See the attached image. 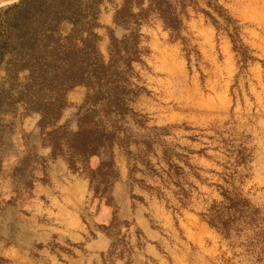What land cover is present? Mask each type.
<instances>
[{"label": "trees", "instance_id": "16d2710c", "mask_svg": "<svg viewBox=\"0 0 264 264\" xmlns=\"http://www.w3.org/2000/svg\"><path fill=\"white\" fill-rule=\"evenodd\" d=\"M105 1L13 0L0 6V173L4 166L3 154L17 144L12 136L16 127L5 123L3 116L22 109V118H36L28 137L38 136L43 146L51 148V157L66 158L71 169L77 170L79 164L88 168L94 198L105 197L107 203L112 201L106 193L120 176L115 161L118 146L127 156L130 177L140 171L144 175L158 176L163 185L135 178L143 189L170 202L164 190L167 189L186 207L192 194L181 179H186L185 166L200 169L190 161V155L203 150L183 147L185 153L178 151L179 144L162 138L168 135L167 127H162L163 132L158 136L150 131L158 130V126H147L146 116L131 106L145 91L132 81L136 73L134 64L143 63L144 55L149 52L143 45V24L155 14L172 36L181 37L186 0H122L113 14L114 27H107V56L100 49L103 36L98 31L103 26L100 16ZM212 5L227 23H236L222 6ZM205 13L218 21L211 12L205 10ZM116 28L123 29L120 36ZM244 54L246 59L250 57L247 52ZM79 85L86 86L87 93L74 114L77 127L72 129L70 119L61 124L60 121L71 104L69 92ZM128 118L148 132L138 137L128 124ZM102 154H107V158L102 159L98 167L89 168V159ZM152 155L157 158L156 163ZM244 161L246 157L239 155L237 162ZM46 163L47 159L37 153L26 154L15 170L31 165L33 179V170L38 165L45 167ZM194 175L201 178L198 172ZM98 176L106 183L103 190L99 189V184L94 185ZM232 179L234 176L225 178L232 189L217 184L223 200H214L203 215L210 226L225 235L233 229L240 233L247 226L258 228L254 234L264 248V224H259L257 218L260 209L253 208ZM32 182H28L29 186ZM132 197L144 199L134 194ZM136 232L139 234L141 230L136 227ZM259 259L264 260V257ZM0 264H3L2 258Z\"/></svg>", "mask_w": 264, "mask_h": 264}, {"label": "rangeland", "instance_id": "374dc122", "mask_svg": "<svg viewBox=\"0 0 264 264\" xmlns=\"http://www.w3.org/2000/svg\"><path fill=\"white\" fill-rule=\"evenodd\" d=\"M12 1L0 0V6ZM121 3L122 0H107L101 8L103 26L98 31L103 36L100 49L106 56L109 44L107 27H114L113 14ZM212 4L222 6L236 23H227ZM205 10L218 21L215 22ZM142 32L143 45L149 52L144 55L143 63L134 64L136 73L132 81L145 91L131 106L146 116L147 126H158V130H150L158 136L163 132L161 128L167 127L168 135L162 138L168 143L179 144L178 151L185 153V147L203 152L190 155V161L200 169L191 170L185 166L186 179L181 181L192 197L188 206L183 207L169 190L164 189L172 200L167 202L143 189L135 180L146 178L152 185L163 186L158 176L135 171L130 177L127 156L120 148L128 169L124 191L127 198L134 206L137 203L150 204L149 214L152 216L158 211H166L172 226L180 233L176 237L178 240L172 238L173 243L184 245L188 251L196 250L192 257L196 264H264V260L259 259L264 257L263 243H259L254 234L258 228L249 229L247 226L240 233L233 229L225 235L210 226L203 215L214 200H223L217 184L232 189L225 178L234 176L232 180L238 191L249 198L253 208L260 209L258 223L264 224V0H186L181 37L172 36L155 14L143 24ZM122 33L123 29L116 28L117 35ZM244 52L250 57L246 59ZM78 90L75 87L69 92L71 104L60 121L61 124L70 119L72 129L77 127L74 114L83 103L73 99ZM33 119L36 122V118ZM128 124L138 137L148 132L131 118H128ZM32 129L28 123L15 129L13 134L17 133L12 136L18 144L14 143L10 151H17L22 156L32 154L33 144L39 140L38 136L28 137ZM158 153L161 154L160 149ZM5 154L2 156L4 160ZM239 155H244L246 161L238 163ZM151 158L157 162L155 156ZM30 166L10 171L17 195L23 196L29 187L28 182L33 180ZM139 167L143 168L142 165ZM194 172H198L201 178ZM97 184L100 190L106 186L101 177L95 180L94 185ZM112 192L113 184L106 193L113 200ZM133 194L144 199L133 198ZM99 199L102 198H96ZM196 218L216 232L208 235L199 246L192 244L181 227ZM153 221L160 227L156 224L157 219ZM135 226L133 220L123 222V233L117 237L114 251L123 253L128 249L126 233ZM171 248L164 249L167 257H170Z\"/></svg>", "mask_w": 264, "mask_h": 264}, {"label": "crops", "instance_id": "0c3cea01", "mask_svg": "<svg viewBox=\"0 0 264 264\" xmlns=\"http://www.w3.org/2000/svg\"><path fill=\"white\" fill-rule=\"evenodd\" d=\"M76 87L79 90L73 99L82 102L87 88ZM3 118L7 119L5 123H13L15 129L27 123L35 127L33 117L22 118L20 112L5 114ZM38 139L32 154L46 158L47 163L45 167L38 165L34 169L32 185L23 196L16 194L10 172L19 164L22 154L10 149L5 154L0 173V258L3 264H196L192 259L196 250L188 251L184 245L173 243L172 238L180 233L172 226L166 211L152 216L150 204L133 206L127 198L124 191L128 169L120 148H115L120 176L113 183L114 198L107 203L105 197L94 198L88 168L79 164L80 167L73 170L66 158H52L51 148L43 146ZM105 158L107 154L92 156L89 168L98 167ZM168 197L172 201L169 192ZM154 219L160 227L154 224ZM127 220H133L141 232L138 234L135 227L128 229V249L123 253L114 251L117 237L123 233L121 226ZM181 227L194 246L216 233L200 218L187 221ZM170 248L171 254L167 257L164 249Z\"/></svg>", "mask_w": 264, "mask_h": 264}]
</instances>
